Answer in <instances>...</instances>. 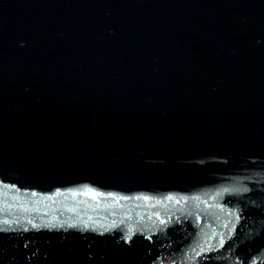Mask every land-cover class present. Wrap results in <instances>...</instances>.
Here are the masks:
<instances>
[{"label":"water","instance_id":"95a60500","mask_svg":"<svg viewBox=\"0 0 264 264\" xmlns=\"http://www.w3.org/2000/svg\"><path fill=\"white\" fill-rule=\"evenodd\" d=\"M0 264H264V0H0Z\"/></svg>","mask_w":264,"mask_h":264}]
</instances>
